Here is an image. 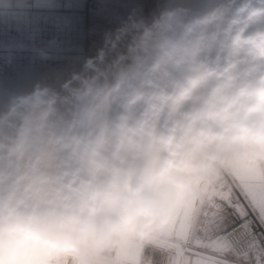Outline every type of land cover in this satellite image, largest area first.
Wrapping results in <instances>:
<instances>
[{
    "label": "clouds",
    "instance_id": "1",
    "mask_svg": "<svg viewBox=\"0 0 264 264\" xmlns=\"http://www.w3.org/2000/svg\"><path fill=\"white\" fill-rule=\"evenodd\" d=\"M250 161L264 162V0L135 8L67 78L0 99V264H92L161 236Z\"/></svg>",
    "mask_w": 264,
    "mask_h": 264
},
{
    "label": "snow or ice",
    "instance_id": "2",
    "mask_svg": "<svg viewBox=\"0 0 264 264\" xmlns=\"http://www.w3.org/2000/svg\"><path fill=\"white\" fill-rule=\"evenodd\" d=\"M47 264H78L71 256ZM92 264H264V162L250 161L193 195L166 232L93 259Z\"/></svg>",
    "mask_w": 264,
    "mask_h": 264
},
{
    "label": "built area",
    "instance_id": "3",
    "mask_svg": "<svg viewBox=\"0 0 264 264\" xmlns=\"http://www.w3.org/2000/svg\"><path fill=\"white\" fill-rule=\"evenodd\" d=\"M156 0H0V99L55 84L95 55L104 31ZM46 52L42 58L40 52Z\"/></svg>",
    "mask_w": 264,
    "mask_h": 264
}]
</instances>
